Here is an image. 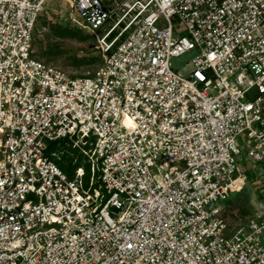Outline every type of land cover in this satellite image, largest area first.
<instances>
[{"label":"built area","instance_id":"1","mask_svg":"<svg viewBox=\"0 0 264 264\" xmlns=\"http://www.w3.org/2000/svg\"><path fill=\"white\" fill-rule=\"evenodd\" d=\"M47 1L0 0V264H264V0H68L83 77L33 50ZM249 174L243 218L218 203Z\"/></svg>","mask_w":264,"mask_h":264},{"label":"rangeland","instance_id":"2","mask_svg":"<svg viewBox=\"0 0 264 264\" xmlns=\"http://www.w3.org/2000/svg\"><path fill=\"white\" fill-rule=\"evenodd\" d=\"M72 9L68 0H48L40 13L37 30H34L35 43L33 50L41 60L48 64L61 68L72 77H83L92 73L103 61L102 49L97 39L83 28L72 25ZM78 17V14L75 13ZM175 23V36L184 34L186 27ZM198 50H191L185 54L172 58V69L187 76L192 67L193 59ZM92 59H96L93 60ZM59 152H67L75 155V151L64 148ZM62 155V154H61ZM67 161L59 163L60 167H67ZM247 165V172L250 171ZM250 176L245 189L233 193L226 200H220L219 205L228 212H236L247 217L254 214L262 205V183ZM241 219V218H239ZM245 224L240 220L238 226Z\"/></svg>","mask_w":264,"mask_h":264},{"label":"trees","instance_id":"3","mask_svg":"<svg viewBox=\"0 0 264 264\" xmlns=\"http://www.w3.org/2000/svg\"><path fill=\"white\" fill-rule=\"evenodd\" d=\"M93 60H96V59H92ZM64 148H69L71 150H74L75 152V155H72L71 153L67 152V155H65V152L63 153L62 152V155H61V159L58 160L56 159L57 163H62L64 160L67 161L68 165L67 167H61L64 172H66L67 174H71L72 171H73V167H72V162L74 160L77 159V163H76V166H79L83 163V155L79 152L78 149H75L73 148L70 144H69V141L68 139L66 138H63V139H60L58 141H55L53 142L50 147H49V150H48V155H50L52 152H59L60 150L64 149Z\"/></svg>","mask_w":264,"mask_h":264},{"label":"bare ground","instance_id":"4","mask_svg":"<svg viewBox=\"0 0 264 264\" xmlns=\"http://www.w3.org/2000/svg\"><path fill=\"white\" fill-rule=\"evenodd\" d=\"M239 184H240V181H239Z\"/></svg>","mask_w":264,"mask_h":264}]
</instances>
